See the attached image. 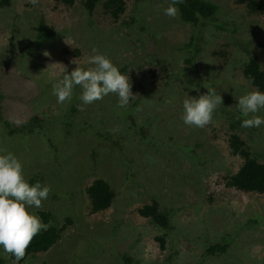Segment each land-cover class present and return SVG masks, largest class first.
<instances>
[{
    "label": "rangeland",
    "instance_id": "1",
    "mask_svg": "<svg viewBox=\"0 0 264 264\" xmlns=\"http://www.w3.org/2000/svg\"><path fill=\"white\" fill-rule=\"evenodd\" d=\"M82 1L0 5V148L21 160L30 183L50 186L35 214L70 218L51 248L18 264H264V193L225 185L242 162L231 134L264 164V125L241 127L236 104L255 88L243 63L256 55L264 69V13L207 0L219 7L215 20L191 25L164 14L170 0H125L117 20L104 11L106 0L91 13ZM42 24L52 31L43 40ZM93 47L128 75L134 96L126 107L110 93L80 110L78 86L70 102L56 103L52 84L75 67H92ZM206 87L222 103L203 128L185 125L182 100ZM22 123L23 132L10 133ZM96 178L114 197L91 213L85 188ZM153 200L168 228L138 214ZM216 243L226 245L222 254H204Z\"/></svg>",
    "mask_w": 264,
    "mask_h": 264
},
{
    "label": "clouds",
    "instance_id": "2",
    "mask_svg": "<svg viewBox=\"0 0 264 264\" xmlns=\"http://www.w3.org/2000/svg\"><path fill=\"white\" fill-rule=\"evenodd\" d=\"M36 4L38 0H31ZM183 0H170L163 10L168 17L175 18L179 9L176 5ZM92 55L87 63L92 67H75L70 73L65 72L61 79L52 84V94L57 104H65L73 98V90L78 86L81 104H92L113 93L117 97V107H126L134 94L127 74L122 73L104 53L92 48ZM76 64V61H72ZM207 88V87H206ZM240 126L257 128L264 125V116L257 115L264 109V91L253 88L237 99ZM222 97L212 88L198 96H187L182 100L183 123L190 127L203 128L213 118ZM50 186L40 181L30 183L23 174L21 160L11 151L0 148V250L11 254L15 262L25 256V250L32 238L47 230L48 225L41 221L33 209H39L47 199Z\"/></svg>",
    "mask_w": 264,
    "mask_h": 264
},
{
    "label": "trees",
    "instance_id": "3",
    "mask_svg": "<svg viewBox=\"0 0 264 264\" xmlns=\"http://www.w3.org/2000/svg\"><path fill=\"white\" fill-rule=\"evenodd\" d=\"M58 1V0H57ZM62 3L73 4L75 0H60ZM100 0H83V7L89 12L93 9V6ZM144 1V0H137ZM150 1V0H149ZM153 1V0H152ZM240 6L244 7L248 14L251 13H264V1L263 0H235ZM4 2V3H3ZM8 0H0V5L6 4ZM136 2V1H135ZM104 11L109 13L113 19H119L120 15L125 10V0H106L103 3ZM179 9V18L191 25H197L202 20L212 21L216 18V13L219 7L207 0H183L182 3L176 5ZM39 39L43 40L45 36L52 35V31L48 29L44 24L38 28ZM154 30V29H153ZM155 31V30H154ZM151 34V31H150ZM191 39H193L191 37ZM77 52V50H75ZM31 62L34 61V52H31ZM19 64V62H16ZM121 70V68H120ZM1 75V73H0ZM243 75L248 79L249 83L259 89H264V69L260 66L256 55H252L248 60L243 63ZM4 97V96H3ZM1 99V98H0ZM1 101V100H0ZM2 119V118H1ZM32 119H35L34 117ZM8 126V123L5 122ZM11 126V125H9ZM8 126V127H9ZM25 123L14 127L10 133L17 134L24 131ZM27 132H31L32 129H26ZM229 147L233 154H238L242 158L239 169L228 176L225 179V185L233 188L237 191L245 193H264V164L258 161L257 156L247 149L244 141L239 136L231 134L229 140ZM87 197L90 201V212L95 213L107 209L114 197V191L111 189L109 183L102 178H96L91 181L85 188ZM140 216L148 218L156 225L168 228L169 222L167 214L160 210L158 203L153 200L150 204H145L137 209ZM36 215L42 222L48 225L47 230L39 232L35 235L27 249L25 250V256L18 262L21 263L24 259L30 255L45 252L51 248L57 240L61 237L62 232L66 229V226L70 223V218L63 217L61 223L57 217L51 212L46 210H37ZM160 242L161 246H164V237H155ZM226 245L212 244L205 248L204 254L208 255H220L224 252ZM10 260H14L11 254ZM0 264H4V259L0 256Z\"/></svg>",
    "mask_w": 264,
    "mask_h": 264
}]
</instances>
